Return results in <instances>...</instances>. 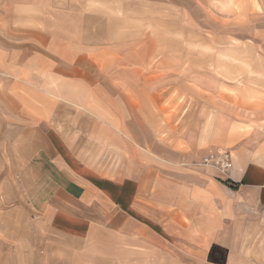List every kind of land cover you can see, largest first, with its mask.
<instances>
[{"label":"crops","instance_id":"0c3cea01","mask_svg":"<svg viewBox=\"0 0 264 264\" xmlns=\"http://www.w3.org/2000/svg\"><path fill=\"white\" fill-rule=\"evenodd\" d=\"M10 4L0 264H187L264 219V0ZM219 149L228 172L203 163Z\"/></svg>","mask_w":264,"mask_h":264},{"label":"rangeland","instance_id":"374dc122","mask_svg":"<svg viewBox=\"0 0 264 264\" xmlns=\"http://www.w3.org/2000/svg\"><path fill=\"white\" fill-rule=\"evenodd\" d=\"M12 1L0 0V32L7 24ZM162 1L165 9L164 16H170V0ZM195 12L199 13V10L195 9ZM164 21L169 22L170 20L164 18ZM212 47H227L234 51L243 48L239 41L219 39L212 41ZM228 59L230 63L235 61L234 56ZM239 59L241 57L237 56V60ZM9 139L6 136H0V212H8L17 206V202L13 201L11 197L19 192L17 171L12 166L11 152L7 151L10 145ZM2 218L3 216L0 215V219ZM241 227L242 229L238 228L237 232H233L234 228L231 230L229 226L228 240L226 241L229 247H215L211 250L180 248L178 252L181 259L187 264H264V219L250 218Z\"/></svg>","mask_w":264,"mask_h":264},{"label":"built area","instance_id":"2783aa9c","mask_svg":"<svg viewBox=\"0 0 264 264\" xmlns=\"http://www.w3.org/2000/svg\"><path fill=\"white\" fill-rule=\"evenodd\" d=\"M203 163L219 167L223 172H228L233 167L231 153L223 149L210 152L203 158Z\"/></svg>","mask_w":264,"mask_h":264},{"label":"trees","instance_id":"16d2710c","mask_svg":"<svg viewBox=\"0 0 264 264\" xmlns=\"http://www.w3.org/2000/svg\"><path fill=\"white\" fill-rule=\"evenodd\" d=\"M226 184H228V185H230V186H232V187H236V184L233 183V182H231V181H227Z\"/></svg>","mask_w":264,"mask_h":264}]
</instances>
